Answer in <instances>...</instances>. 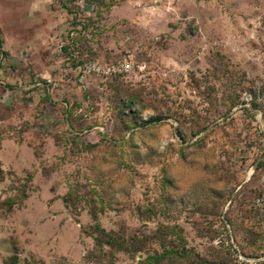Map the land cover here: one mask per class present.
Returning <instances> with one entry per match:
<instances>
[{"label": "rangeland", "instance_id": "rangeland-1", "mask_svg": "<svg viewBox=\"0 0 264 264\" xmlns=\"http://www.w3.org/2000/svg\"><path fill=\"white\" fill-rule=\"evenodd\" d=\"M52 8L0 1V264H264V0Z\"/></svg>", "mask_w": 264, "mask_h": 264}, {"label": "crops", "instance_id": "crops-1", "mask_svg": "<svg viewBox=\"0 0 264 264\" xmlns=\"http://www.w3.org/2000/svg\"><path fill=\"white\" fill-rule=\"evenodd\" d=\"M16 1L19 3L21 18L40 19L46 18L52 13V7L56 0H15V2Z\"/></svg>", "mask_w": 264, "mask_h": 264}, {"label": "built area", "instance_id": "built-area-1", "mask_svg": "<svg viewBox=\"0 0 264 264\" xmlns=\"http://www.w3.org/2000/svg\"><path fill=\"white\" fill-rule=\"evenodd\" d=\"M135 1H141V2H150V3H154V4H160L161 2H163L164 0H135ZM77 3H79L80 5H84L87 0H76ZM74 33V32H73ZM123 67L125 70L129 69V64H123ZM85 71H87L88 73L90 72H97V73H102V74H112L118 71H122V68L120 66H116V65H111V66H101L97 63H89V64H85Z\"/></svg>", "mask_w": 264, "mask_h": 264}, {"label": "trees", "instance_id": "trees-1", "mask_svg": "<svg viewBox=\"0 0 264 264\" xmlns=\"http://www.w3.org/2000/svg\"><path fill=\"white\" fill-rule=\"evenodd\" d=\"M1 44H2V43H1V41H0V46H1ZM1 171H2V170H1Z\"/></svg>", "mask_w": 264, "mask_h": 264}]
</instances>
